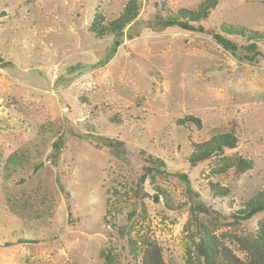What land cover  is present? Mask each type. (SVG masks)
Segmentation results:
<instances>
[{
  "label": "rangeland",
  "instance_id": "rangeland-1",
  "mask_svg": "<svg viewBox=\"0 0 264 264\" xmlns=\"http://www.w3.org/2000/svg\"><path fill=\"white\" fill-rule=\"evenodd\" d=\"M128 1L0 0V264H104L109 248L128 264L117 228L131 224L158 241L166 264H186L191 205L231 222L264 188V59L241 61L207 34L146 26L204 0H138L134 38L118 47L90 31L97 13L108 24ZM200 23L264 33V0H219ZM189 115L201 128L179 125ZM226 132L237 138L226 154L253 160L251 169L215 176V159L189 162L196 143ZM141 151L164 162L143 185ZM211 182L229 195L215 196ZM157 186L168 197L156 201ZM262 219L218 232H255Z\"/></svg>",
  "mask_w": 264,
  "mask_h": 264
},
{
  "label": "trees",
  "instance_id": "trees-1",
  "mask_svg": "<svg viewBox=\"0 0 264 264\" xmlns=\"http://www.w3.org/2000/svg\"><path fill=\"white\" fill-rule=\"evenodd\" d=\"M219 0H204L195 10L183 9L177 14L167 16H157L150 20L146 26L154 31L161 32L167 28L179 27L186 31L203 33L210 36L217 44L222 46L231 54L239 56V60L250 64L260 63V58L264 59V53L259 50V41L264 39V33L252 30L243 25L224 24L221 32H207L200 22L209 17L212 10L218 5ZM139 1L129 0L118 18L105 24V17L102 13H97L90 31L97 37L107 34L115 37L114 45L120 46L123 38L128 40L134 38L132 31L136 22L139 21ZM231 36L244 39L245 44L234 41ZM179 125L193 124L201 128V119L189 115L178 120ZM237 146V138L234 133L226 132L213 136L210 140L196 143L195 149L189 158L192 165H198L204 161L215 159V166L211 173L215 176L227 174L234 169L238 173H244L253 167V160L247 159L237 153L226 154L227 150H232ZM144 162L142 172L139 177V185H143L153 170L162 167L164 162L151 155L146 156L145 151H141ZM154 199L159 201V196L167 193L159 186ZM211 191L215 196L223 197L229 195V188L221 186L218 182H211ZM210 209L200 201L191 205L192 219L187 225V249L185 254L186 264H264V219L258 222L255 232L238 233L234 230L218 232L224 225L238 226L239 224L253 219L256 215L264 213V188L253 196L245 207L231 215V222H223L220 214L210 217ZM204 212L209 216L206 220L200 214ZM203 214V215H204ZM110 224V223H109ZM117 227V224L114 223ZM132 224L118 226L119 235L127 240L129 262L128 264H166L162 248L157 240L153 239L147 232H135ZM229 242V243H228ZM193 246V248H191ZM236 248H234V247ZM241 251L244 257H240L237 251ZM113 248L104 249L100 256L104 259V264H119L118 255Z\"/></svg>",
  "mask_w": 264,
  "mask_h": 264
}]
</instances>
